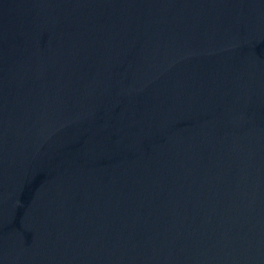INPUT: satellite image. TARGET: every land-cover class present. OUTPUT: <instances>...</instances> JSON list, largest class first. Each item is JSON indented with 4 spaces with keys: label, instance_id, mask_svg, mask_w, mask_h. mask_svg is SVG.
Here are the masks:
<instances>
[{
    "label": "water",
    "instance_id": "obj_1",
    "mask_svg": "<svg viewBox=\"0 0 264 264\" xmlns=\"http://www.w3.org/2000/svg\"><path fill=\"white\" fill-rule=\"evenodd\" d=\"M0 264H264V0H25Z\"/></svg>",
    "mask_w": 264,
    "mask_h": 264
}]
</instances>
